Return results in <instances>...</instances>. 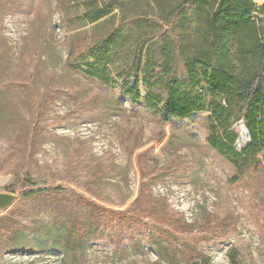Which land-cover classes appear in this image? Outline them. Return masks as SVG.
<instances>
[{"label":"trees","instance_id":"trees-1","mask_svg":"<svg viewBox=\"0 0 264 264\" xmlns=\"http://www.w3.org/2000/svg\"><path fill=\"white\" fill-rule=\"evenodd\" d=\"M141 2L161 16L144 8L133 16L113 14ZM80 6L76 28L69 30L76 33L69 39L68 66L115 91L116 113L129 107L166 127L200 125L206 147L230 168L227 187L246 191L242 202L255 216L264 255V3L82 0ZM81 36L83 41L75 43ZM239 123L249 136L241 148ZM147 152L136 156L138 194L124 210L95 204L72 189H31L24 162L9 173L15 178L11 187L24 193L11 213L13 222L0 228L7 251L68 256L103 245L117 254L129 248L148 250L164 264H210L203 252L205 239L197 237L209 229L195 230L167 200L153 197L152 186L160 176L159 171L146 172ZM71 164L81 161L74 157ZM238 222L229 212L224 223L216 225L223 230V240ZM229 259L239 264L235 249Z\"/></svg>","mask_w":264,"mask_h":264},{"label":"rangeland","instance_id":"rangeland-1","mask_svg":"<svg viewBox=\"0 0 264 264\" xmlns=\"http://www.w3.org/2000/svg\"><path fill=\"white\" fill-rule=\"evenodd\" d=\"M81 1L0 0V192L20 194L14 206L0 210V228L13 222L11 213L23 198L22 189L11 187L15 178L9 173L24 162L31 189H72L95 204L124 210L138 194L136 156L148 151L144 168L160 176L152 186L153 197L167 200L195 230L209 229L197 237L205 239L203 252L210 264H230L232 249L239 264H264L257 221L242 202L246 191L227 187L230 168L206 147L205 130L200 125L166 127L128 105L116 113L115 91L68 66L69 39L76 33L69 30L76 28ZM143 8L161 16L143 2L113 14L133 16ZM141 92L145 94L144 88ZM236 127L241 148L249 136L243 123ZM74 157L81 164L73 166ZM229 212L239 222L223 240V230L216 225H222ZM8 248L0 238V264H164L148 250L129 248L117 254L103 245L68 256L11 253Z\"/></svg>","mask_w":264,"mask_h":264},{"label":"water","instance_id":"water-1","mask_svg":"<svg viewBox=\"0 0 264 264\" xmlns=\"http://www.w3.org/2000/svg\"><path fill=\"white\" fill-rule=\"evenodd\" d=\"M20 200V194L2 191L0 192V210L6 211Z\"/></svg>","mask_w":264,"mask_h":264},{"label":"bare ground","instance_id":"bare-ground-1","mask_svg":"<svg viewBox=\"0 0 264 264\" xmlns=\"http://www.w3.org/2000/svg\"><path fill=\"white\" fill-rule=\"evenodd\" d=\"M246 131V130H245Z\"/></svg>","mask_w":264,"mask_h":264},{"label":"crops","instance_id":"crops-1","mask_svg":"<svg viewBox=\"0 0 264 264\" xmlns=\"http://www.w3.org/2000/svg\"><path fill=\"white\" fill-rule=\"evenodd\" d=\"M264 1V0H263Z\"/></svg>","mask_w":264,"mask_h":264}]
</instances>
